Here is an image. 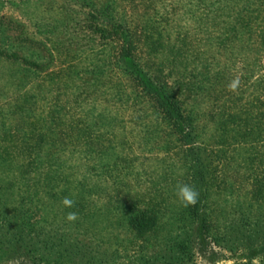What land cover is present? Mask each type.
Here are the masks:
<instances>
[{
	"label": "rangeland",
	"instance_id": "1",
	"mask_svg": "<svg viewBox=\"0 0 264 264\" xmlns=\"http://www.w3.org/2000/svg\"><path fill=\"white\" fill-rule=\"evenodd\" d=\"M208 1L0 0V52L16 54L0 53V180L24 188L43 237L73 244L72 264H264V0ZM124 48L193 110L219 211L205 239L176 196L191 185L184 148L119 63ZM146 205L160 219L141 234L129 213ZM233 219L248 223L244 246L223 238ZM36 260L0 242V264Z\"/></svg>",
	"mask_w": 264,
	"mask_h": 264
},
{
	"label": "trees",
	"instance_id": "2",
	"mask_svg": "<svg viewBox=\"0 0 264 264\" xmlns=\"http://www.w3.org/2000/svg\"><path fill=\"white\" fill-rule=\"evenodd\" d=\"M207 1L208 0H203L204 4L207 6L211 5V3L208 4ZM214 1L216 2V0ZM232 1L238 3V0H226L225 2L230 6ZM105 9L104 11H108L109 8L107 7ZM128 32H123L125 37L124 41L127 44L129 41L132 42L133 40ZM131 48L132 46H130V49ZM0 53L16 55L8 54L4 50H1ZM121 57L119 63L122 65V68L129 72L137 81L138 85L144 90L145 94L152 97L156 103L157 111H155L158 114V120L170 125L173 132L181 141L180 145L184 148V159L188 166L187 173L190 174L191 185L199 192V197L194 205L185 207L181 203L182 211L180 212L183 217L188 216L191 218L190 220L192 222L198 224L196 228L197 235L201 239H205L207 233L212 230V222L219 221V211L217 209V214L216 209L214 207L211 208V204L207 201L209 198V190L211 189L209 188V182L212 180V175L208 172L207 166L204 165V159L199 153L201 148L197 146L199 142L198 134L193 123V110L186 106L183 98L177 94L173 87L168 88V83L165 81H163V83L154 72L146 70L142 64L136 63L133 56L129 52H126V48H124ZM176 83L179 84L181 82L177 81ZM182 88L183 86H181V89ZM227 120H231V118ZM0 159L3 161L5 156L2 155ZM23 190L24 188L22 186L15 190V183L0 180V208L6 212L7 210L5 209L7 206H13L12 210L9 208V211L4 214L2 219L0 217V222H4V224H0V242L10 245L11 248L19 250L24 249L25 252L32 257H37L35 264H72V259H74L73 256L77 255V253L75 254V251H73V244L67 240H55V235L43 237L42 233L35 228L36 226L25 217L23 213L25 201L22 196H25L27 193ZM65 192L66 190H64V193ZM38 193L39 192L36 194ZM46 193L54 196V192L47 191ZM10 194L11 197L20 195L22 199L18 204L8 203V201H11V199L8 198ZM255 196L260 200L261 197H264V182L256 185ZM26 197L28 198L29 196L26 195ZM81 199L82 197L79 198V200ZM157 215L158 213L155 211V206L153 205L133 207V210L129 213V225L134 231L141 234L154 230L157 228V223L160 219ZM215 216H217V218H215ZM247 225L248 223L244 222V220L237 221V219H233L230 222L232 232H230V234L225 232L223 238L225 237L224 239L228 241L230 239L234 242V245L244 246L245 240L247 239L246 236L250 238V236L247 235L250 230ZM255 232H259V229L255 228ZM191 237V234H187L184 241L190 242V239H192ZM259 237L260 234H257L254 241L259 239ZM184 241L181 240L173 243V252H171L173 254L174 263H180L179 261L183 256L178 249L187 248V244L184 243Z\"/></svg>",
	"mask_w": 264,
	"mask_h": 264
},
{
	"label": "clouds",
	"instance_id": "3",
	"mask_svg": "<svg viewBox=\"0 0 264 264\" xmlns=\"http://www.w3.org/2000/svg\"><path fill=\"white\" fill-rule=\"evenodd\" d=\"M230 87H235V84L230 85ZM176 196L177 199L185 206L194 205L199 197V192L190 184H178L176 188ZM74 200L69 199L67 197L64 198L63 204L66 207H72L74 205ZM67 218L69 220L76 219V213L70 212L68 213Z\"/></svg>",
	"mask_w": 264,
	"mask_h": 264
}]
</instances>
